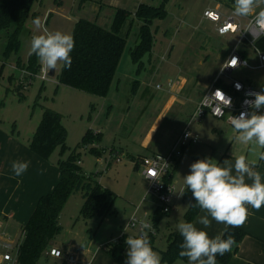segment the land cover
Here are the masks:
<instances>
[{
	"label": "rangeland",
	"instance_id": "1",
	"mask_svg": "<svg viewBox=\"0 0 264 264\" xmlns=\"http://www.w3.org/2000/svg\"><path fill=\"white\" fill-rule=\"evenodd\" d=\"M162 2L166 15L152 20L150 30L153 44L142 57L140 68L133 64L129 54L137 42L140 27L134 13L140 3L158 6ZM262 7L264 4L260 5ZM117 8L129 11V15L122 29L125 45L114 75L116 82L106 98L59 84L57 76L62 65H58L51 76L47 72L45 80L40 78L43 66L39 58L30 52L32 37L42 34L34 25V20L39 18L49 31L72 35L75 22L81 18L110 29ZM260 8L255 11L258 12ZM206 9L228 15L234 7L223 6L216 0H36L20 31L17 52L5 53L13 24L9 29L0 31L2 129L7 132L12 130L14 135H20V139H26L35 132L44 109L59 113L66 131V149L61 152L56 147L49 156L52 161L66 159L76 146L79 147L86 131L98 135L93 144L78 148V165L84 174H92L101 186L116 194L112 213L103 220L97 216L83 220L79 216L83 193L80 190L71 193L61 209L60 231L53 244L64 248L73 245L85 247L91 241L93 248L101 246L104 249V246L122 240L121 235L136 206H139V211L152 210L153 203L147 193L149 183L138 163L139 156L147 153L140 147L145 135V132L141 134L145 119H152L160 111L166 99L160 97L174 91L179 101L187 100L184 116L174 120L178 110L174 107L166 116L160 133L179 132L191 115L193 100L198 101L203 95L198 78L201 83L209 85L231 48L238 44V33H219L214 24L204 20L203 11ZM249 17L240 16L242 29ZM250 52L247 50L248 55ZM32 61L35 72L30 68ZM249 62L254 63L255 57L249 58ZM31 72H34L32 76ZM229 75L235 80L250 78L255 82H264V69L238 68ZM178 78L192 83L183 96L180 90H172ZM221 78L227 81L225 75ZM187 93L189 98H185ZM152 96L154 98L150 99ZM223 121L206 114L190 125V130L199 138L198 142L186 146L179 160L182 165L174 176L176 188L173 194L175 198L177 196L176 200L174 198L175 209L162 214L157 222L158 231L154 235L152 248L159 255L166 247L168 233L183 221L189 208V200L180 195L186 186L183 177L189 174L193 162L210 157L212 150L209 147L215 148L224 139L228 125ZM113 151L115 154L117 152L120 161H110ZM21 239L20 232L14 242ZM127 250L128 247L125 253ZM14 251L15 246L7 250L12 255ZM85 257L91 264V256ZM49 264H53L52 261ZM173 264L185 263L178 259Z\"/></svg>",
	"mask_w": 264,
	"mask_h": 264
},
{
	"label": "trees",
	"instance_id": "2",
	"mask_svg": "<svg viewBox=\"0 0 264 264\" xmlns=\"http://www.w3.org/2000/svg\"><path fill=\"white\" fill-rule=\"evenodd\" d=\"M35 1L0 0V31L9 29L13 24V30L7 37L5 53L18 51L20 31ZM216 1L223 6L234 7V0ZM134 14L140 22V27L137 42L130 49L129 54L133 64H137L141 68L142 57L151 50L153 44V35L150 30L152 20L163 18L166 15V9L164 2L158 6L140 3ZM128 15L129 11L117 8L110 29L102 28L94 21L78 19L72 31L75 47L71 52V68L61 67L57 76L59 84L105 97L124 49L125 35L122 34V29ZM255 44L258 49L264 51V36L258 39ZM30 64V68L35 72L33 61ZM34 72L30 73L31 76ZM216 85L229 89L222 81H217ZM97 136L86 131L79 147L93 144ZM65 138L66 131L61 123V115L46 108L43 110L39 124L30 140L29 148L42 158L47 159L56 147H59L61 152L66 149ZM79 147L76 146L66 159L58 160L60 179L51 192L39 198L35 209L22 227L24 234L14 251L15 264H43L46 261V250L52 246L54 238L60 231L61 209L74 191L80 190L83 193L84 201L79 214L83 220L94 216L103 220L112 213L116 194L101 186L98 180L92 177V174L86 175L80 170L78 153H76ZM183 192L184 198L189 200V208L184 214L183 221L194 222L200 208L196 206L191 191L187 190V187ZM161 215V212H156L154 215L153 222L156 229ZM228 234L234 236L236 243L231 252L222 256L217 255V263L220 264L229 263L246 232L240 227L229 226L224 238ZM148 239L152 246L154 235H148ZM182 242L183 237L178 230L168 233L166 247L160 251L161 264H173L178 259L187 261V257L179 255L182 250L180 248ZM104 248L116 263L125 264L127 256L123 240L119 241L118 239Z\"/></svg>",
	"mask_w": 264,
	"mask_h": 264
},
{
	"label": "clouds",
	"instance_id": "3",
	"mask_svg": "<svg viewBox=\"0 0 264 264\" xmlns=\"http://www.w3.org/2000/svg\"><path fill=\"white\" fill-rule=\"evenodd\" d=\"M261 4H264V0H234V14L247 17L255 12L254 24L258 29L264 30V8H260ZM257 8H260L258 12L255 11ZM33 23L42 34L32 37L30 52L39 58L42 70L53 72L58 65L70 69L71 52L75 47L74 37L61 31H49L39 18ZM252 35L254 38L255 34ZM237 66L236 57L224 65L233 68ZM253 95L254 99L244 102L253 111L241 112L238 116L231 115L229 122L238 133V141L244 144L253 142L264 149V114L257 111L264 109V92ZM213 97L222 101L223 107L231 106V99H226L221 90L217 89ZM258 159L264 160V151L258 153ZM256 163L257 161L249 162L244 155H240L235 159L234 166L228 160L223 162L225 166H221L211 158L200 159L190 165L189 174L183 177L184 183L187 190L191 191L196 206L207 213L198 217V223L206 229L215 220L225 224V229L210 238L208 232L198 229L195 223L179 222L176 228L183 237L179 255L187 257L188 264H217V255L231 252L236 243L231 234L224 238L228 227H242L245 224L249 215L248 206L256 210L264 206V183L260 173L255 170ZM27 168L28 162L25 161H13L11 165L16 176H21ZM246 179L252 183H247ZM183 194L182 191L180 195ZM146 229L151 230L152 224L142 223L140 235L135 238L129 235L126 239L128 250L125 264H161V257L153 250Z\"/></svg>",
	"mask_w": 264,
	"mask_h": 264
},
{
	"label": "crops",
	"instance_id": "4",
	"mask_svg": "<svg viewBox=\"0 0 264 264\" xmlns=\"http://www.w3.org/2000/svg\"><path fill=\"white\" fill-rule=\"evenodd\" d=\"M204 20L207 23H212L206 19ZM114 79L115 78H113L111 82L110 89L116 82H114ZM198 79L199 86L203 88L202 94H204L211 83L207 85L203 82L201 83L200 77ZM196 82L197 81H195V83ZM191 84V82L186 81L185 79L178 78L175 80L173 84L174 88H172V90L177 92L181 91L180 95L183 96L182 94L186 92ZM174 93L175 92L173 91L172 94L160 97L166 98L160 111L158 113L156 112L152 119L150 117L145 119L144 129L141 132V134L145 132V135L141 140L140 147L145 149L147 153L141 156L166 152L175 138L182 131L184 124H186L188 118L185 123H183V127L179 132L176 131L175 134L168 132L160 133V129L166 116L174 107L178 108L174 120H180L181 117L184 116V107L187 104V100L183 99L179 101L177 95ZM153 98L154 96L150 99ZM185 98H189V93H187ZM193 101L195 103L190 114L193 113L200 99H198V101ZM223 122L225 125H228L226 126L227 128H225V132L223 131L224 139L215 148L209 147L212 150V154L209 158L214 160V162L216 161L220 163L221 166H225L223 165L225 160H228L234 166L235 159L240 155H244L249 162L257 161L255 170L260 173L262 183H264V160L258 159V153L264 151V149L255 145L253 142L248 144L241 143L236 139L238 133L235 132L226 120ZM13 132L14 131L12 130L8 132L4 131L0 125V215L2 216V219L0 220V251L2 253L7 252L10 248H14V246L16 247L19 242L15 243L14 240L19 237L20 232L22 235V227L35 209L39 198L42 195L51 192L60 179V169L57 164L58 161H52L50 158L44 159L29 148V143L33 135L26 139H20V135H14ZM170 134L173 135L170 136ZM185 150L186 148L183 153H185ZM179 160L172 171V181L175 188L176 184L174 182V176L182 165ZM13 161L28 162V168L21 176H16L12 172L11 165ZM233 174H235L234 167ZM246 182L249 184L252 183L251 180L247 179ZM174 198L175 196L173 194L171 211L175 209L174 203L177 196L175 200ZM248 211V219L245 224L240 227L246 232V235H244L238 244L236 253L227 264H264V206L259 210L248 206ZM203 215H207V213L200 209L193 222L198 229L207 231L210 238L224 232L225 224L217 223L215 220H212L210 228L205 229L203 225L198 223V217ZM209 219H211L210 216ZM156 230L158 231V229ZM174 230H177V228L170 232ZM52 246L74 253L79 264H90L85 255L91 256L89 258L91 264H118L107 253L105 248L103 249L101 246L93 248V243L91 241L85 247H77L73 245L64 248L56 244H52ZM51 261L53 264L60 263L59 260L50 257L44 262H48L49 264ZM183 262L188 264V259Z\"/></svg>",
	"mask_w": 264,
	"mask_h": 264
},
{
	"label": "built area",
	"instance_id": "5",
	"mask_svg": "<svg viewBox=\"0 0 264 264\" xmlns=\"http://www.w3.org/2000/svg\"><path fill=\"white\" fill-rule=\"evenodd\" d=\"M203 17L214 23L216 30L219 33H238V44L233 46L224 58L220 70L202 95L184 128L172 142L170 148L164 153H154L139 158L138 163L142 168V174L147 178L149 183L147 193L150 196L153 206L150 211L146 209L139 211V206H136L134 212L130 215L127 221L123 234L121 235L124 243L129 235L134 238L140 235L142 223L152 224V229H146L145 231H148V235H155L156 228L153 222L155 213L161 212L162 214H166L172 210V196L175 190L172 181V171L178 163V160L181 158L186 146L198 142L199 138L190 130V125L204 117L206 114H211L218 119L226 120L230 124L229 117L231 115L238 116L241 112L251 113L253 111V109L244 103L245 100L254 99L253 93L264 92V82L262 81L255 82L250 78L245 80H235L229 75L232 71L238 68L264 69V51L258 49L255 44L258 39L264 36V30L258 29L255 26V14H252L250 17L248 16L249 19L244 29L241 28L240 16L235 15L233 9H231V12L228 15H223L218 10L206 9L203 11ZM251 32L255 34L254 38ZM241 46L244 47L242 48ZM247 50L249 52L251 51L250 55H248ZM233 57L238 58V66L235 68L224 67L226 62ZM253 57H255V62H249V58ZM46 74L47 72L42 70L40 78L45 80ZM224 75L226 76L227 81H224L221 78V76ZM217 81H222L229 87V89H224L216 85ZM217 89L221 90L226 99H231L230 107H223L222 101L213 97V93ZM221 108L222 111L220 110ZM257 111L259 114H264V109H259ZM111 154L110 161H120L121 158L118 157L117 152L115 154V151H113ZM127 231H132L133 233L129 234ZM23 234L24 232L22 231V236ZM127 247L128 246L125 243V249ZM46 257L59 260V264H77L78 262L74 253L54 246H51L46 250ZM14 263V255L9 252L0 253V264ZM45 264H48V262Z\"/></svg>",
	"mask_w": 264,
	"mask_h": 264
},
{
	"label": "water",
	"instance_id": "6",
	"mask_svg": "<svg viewBox=\"0 0 264 264\" xmlns=\"http://www.w3.org/2000/svg\"><path fill=\"white\" fill-rule=\"evenodd\" d=\"M53 74H54V71L53 72H48V75H50V76L53 75Z\"/></svg>",
	"mask_w": 264,
	"mask_h": 264
}]
</instances>
